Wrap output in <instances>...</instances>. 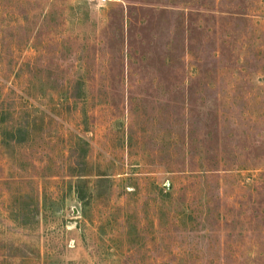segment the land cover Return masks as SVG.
Wrapping results in <instances>:
<instances>
[{"label": "rangeland", "instance_id": "1", "mask_svg": "<svg viewBox=\"0 0 264 264\" xmlns=\"http://www.w3.org/2000/svg\"><path fill=\"white\" fill-rule=\"evenodd\" d=\"M0 264H264V0H0Z\"/></svg>", "mask_w": 264, "mask_h": 264}, {"label": "built area", "instance_id": "2", "mask_svg": "<svg viewBox=\"0 0 264 264\" xmlns=\"http://www.w3.org/2000/svg\"><path fill=\"white\" fill-rule=\"evenodd\" d=\"M101 2H109V1H115V0H100Z\"/></svg>", "mask_w": 264, "mask_h": 264}]
</instances>
